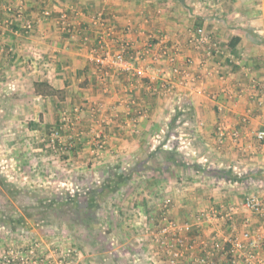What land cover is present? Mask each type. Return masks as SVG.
I'll return each mask as SVG.
<instances>
[{
  "label": "crops",
  "instance_id": "obj_1",
  "mask_svg": "<svg viewBox=\"0 0 264 264\" xmlns=\"http://www.w3.org/2000/svg\"><path fill=\"white\" fill-rule=\"evenodd\" d=\"M63 12L65 29L58 23ZM232 38L239 41L229 49ZM125 41L128 57H140L133 66L141 74L94 61L101 43L116 53ZM147 45L150 53L141 54ZM35 83L58 93L37 94ZM0 118L12 126L16 147L45 142L49 155L48 134L57 131V142L70 149L55 159L81 171L103 164L124 171L142 160L136 172L150 178L125 199L132 212L119 225L126 238L133 231L135 240L145 239L136 249L140 264L169 258L157 232L137 229L135 214H145L149 228L161 217L190 226L183 238L191 246L178 264L194 257L229 264L226 241L242 230L262 237L261 220L243 208L231 222L199 219L254 194L264 202V187L257 189L264 184V144L253 137L264 127V0H0ZM219 122L237 136L219 140ZM99 262L92 256L81 264Z\"/></svg>",
  "mask_w": 264,
  "mask_h": 264
},
{
  "label": "rangeland",
  "instance_id": "obj_2",
  "mask_svg": "<svg viewBox=\"0 0 264 264\" xmlns=\"http://www.w3.org/2000/svg\"><path fill=\"white\" fill-rule=\"evenodd\" d=\"M216 17L220 18V15ZM1 121L6 123L4 119ZM11 128L0 125V262L11 257V251L48 257L50 263L70 251L69 264L91 261L92 256L95 261L100 260V264H140L137 247L140 245V249H144L145 239L135 240L139 233L133 231L129 234L130 238H126L119 225L127 222L132 212V207L124 204L125 199L139 192L145 177L150 178L149 174L140 176L136 172L142 160L132 159L129 168L124 167V171H117V164L99 165L94 170L89 166L81 171L80 168H73L70 162L62 163L61 159H55V154L67 153L70 149L69 144L63 147L57 140L51 142L50 135L55 130L48 134V143L54 146L50 147L52 160L45 142H24L16 147L7 131ZM168 131L159 139L157 151L169 139L171 129ZM102 144L99 142V145ZM155 163L153 161L148 165L154 166ZM58 164L61 166L58 167ZM135 215L132 218L136 219L137 229L148 228V233L154 231L158 234L164 223L174 221L161 217L153 228H149L145 214ZM128 240L135 249L132 254ZM35 244L38 249H31ZM184 260L183 257L180 262Z\"/></svg>",
  "mask_w": 264,
  "mask_h": 264
},
{
  "label": "built area",
  "instance_id": "obj_3",
  "mask_svg": "<svg viewBox=\"0 0 264 264\" xmlns=\"http://www.w3.org/2000/svg\"><path fill=\"white\" fill-rule=\"evenodd\" d=\"M9 10V9H6ZM10 11V10H9ZM19 13V12H17ZM20 14H16V17H19ZM66 13H61L59 16L58 23L62 29L66 28ZM28 28V27H27ZM194 38L198 43H202L204 41V34L202 29H197L193 34ZM150 46V45H149ZM141 52V54H148L149 47ZM131 49V44L128 41L121 43L118 52L110 53L108 49L102 45H99L97 50L95 49V53L97 52V56L95 57V62L97 64H106L112 68H116L119 71H123L125 73L132 74L134 71L133 62L139 61L138 56L133 59L128 57V52ZM139 54V55H141ZM162 55H166L167 59L170 63H173L175 60V56L173 54L161 53ZM144 56V55H143ZM37 62L38 60L35 59ZM134 60V61H133ZM41 67L43 66L40 63ZM45 66V65H44ZM148 67V66H146ZM174 73L177 72L176 67L172 69ZM135 72V71H134ZM135 73L141 74V71H136ZM222 109V104L219 105ZM216 136L219 140H223L227 137L235 138L236 132H229L226 126L220 122L216 125ZM51 142H55L58 138V132L54 131L51 135ZM253 137L256 141L263 143L264 142V127L260 130H257L253 133ZM53 148V144H51ZM264 184L262 183L258 188L262 189ZM243 208L249 211L251 214L257 216L263 221L261 226L259 227L262 231V237H260L257 231L254 230H242V232L238 234H233L227 242V249L225 250L226 257L228 258L229 264H241L242 262H246L247 264H264V258L260 255V246L264 244V202L259 198L257 194L246 197L241 201L239 205H230L229 207H225L221 212V209L212 208L208 212H204L200 214V221L209 220L213 222H231L236 214H238L239 209ZM190 227L186 224L179 225L175 221H169L163 224V227L159 229L158 237L156 242L159 243L160 247L164 251V253L169 258V264H178L181 259L184 257V251L190 248L185 242L183 235L189 232ZM33 250L38 249V245H33ZM21 252L11 251L10 256L7 260L4 261L5 264H69L68 257L70 255V251H66L62 253L57 261L52 263L49 262L48 257H39L35 256H27L21 255ZM32 252V251H31ZM20 255V256H19ZM6 259V258H5ZM12 260L9 262L8 260ZM190 264H209L205 257H194L191 260Z\"/></svg>",
  "mask_w": 264,
  "mask_h": 264
},
{
  "label": "trees",
  "instance_id": "obj_4",
  "mask_svg": "<svg viewBox=\"0 0 264 264\" xmlns=\"http://www.w3.org/2000/svg\"><path fill=\"white\" fill-rule=\"evenodd\" d=\"M239 41V39L238 38H232L230 41H229V43H228V48L229 49H231V48H233L236 44H237V42ZM34 87H35V92L37 93V94H45V95H55V94H57L58 92L57 91H55V90H53V89H51V88H49L47 85H44V84H42V83H35V85H34ZM263 144H264V142H263ZM223 177H225V178H227V179H229V180H231V181H235L237 178L235 177V176H233L231 173H226V175H224ZM94 196V195H93ZM92 196V197H93ZM228 248V247H227Z\"/></svg>",
  "mask_w": 264,
  "mask_h": 264
}]
</instances>
